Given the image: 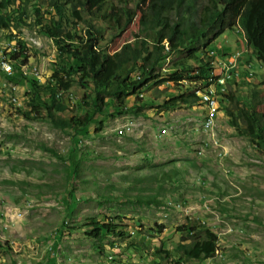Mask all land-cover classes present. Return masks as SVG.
Instances as JSON below:
<instances>
[{
    "label": "rangeland",
    "instance_id": "rangeland-1",
    "mask_svg": "<svg viewBox=\"0 0 264 264\" xmlns=\"http://www.w3.org/2000/svg\"><path fill=\"white\" fill-rule=\"evenodd\" d=\"M150 1L129 0L136 17L115 36L101 25L99 46L112 52L131 39ZM10 30L12 36L0 30V48L20 40L27 55L24 67L39 70L43 82L50 78L58 62L54 42L27 27ZM210 45L225 53L246 48L231 72L248 76L246 81H263L264 57L252 53L240 35L227 30ZM232 56L226 55V61ZM214 57L203 89L214 91V84L224 82L226 93L233 81L225 80L227 70ZM164 63L161 70L166 71L169 57ZM155 81L139 89V100L136 95L126 100L124 113L110 106L94 112L78 84L62 92L68 109L61 116L94 113L76 144L71 129H58L44 117L34 119L33 112L23 114L31 111L27 86L13 81V90L0 72V264H264V148L257 150L249 138L236 135L222 109L207 130L201 106L160 110L161 101L176 90ZM241 88L249 94L252 86ZM131 122L132 130L126 129ZM73 162H79V170L72 181ZM116 216L123 219V240L110 236L100 243L85 235L82 226L91 218ZM188 219L217 234L214 257L180 259L176 228ZM141 242L146 246L130 245ZM159 247L172 256L159 259L154 255Z\"/></svg>",
    "mask_w": 264,
    "mask_h": 264
},
{
    "label": "trees",
    "instance_id": "trees-1",
    "mask_svg": "<svg viewBox=\"0 0 264 264\" xmlns=\"http://www.w3.org/2000/svg\"><path fill=\"white\" fill-rule=\"evenodd\" d=\"M118 1L117 4L114 0H0V30L12 36V27H27L51 39L56 46L58 62L44 82L17 74L9 77L10 81L27 86L31 111L23 110V114L30 117L33 112L34 119L44 117L58 129H71L76 144L87 134L94 113L61 116L68 105L60 94L73 84L85 89L84 96L92 100L94 112L101 113L110 106L114 112L124 113L128 112L126 100L133 95L139 100L142 94L139 89L152 80H156V85L171 83L176 91L158 105L166 112L201 106L196 93L206 83L209 74L205 77L204 74L212 71L216 55L208 54L214 49L210 44L225 31H234L252 53L264 57V0H152L140 13L138 30L132 38L108 52L99 46L100 26L107 25L115 36L136 17V8L128 6L129 0ZM163 41L168 44L165 49ZM215 51L225 54L222 50ZM25 53L20 40L16 41V50L7 53L16 69L26 64ZM168 57L171 66L161 70ZM246 78L242 74L229 83L231 86L222 94L219 104L235 134L249 138L259 150L264 148V88L259 87L264 85V76L261 83ZM199 80L201 88H193ZM248 84L252 88L249 94H243L241 87ZM225 100L227 106L222 105ZM133 112L140 113L135 109ZM100 128L101 125L95 129ZM78 163H71L72 181L78 174ZM135 201L140 203L142 199ZM122 220L120 216L91 218L82 227L86 236L100 243L110 236L123 240L126 232L121 227ZM176 229L181 235L175 248L180 259L203 261L214 257L218 236L210 227L188 219ZM130 245L146 246L143 242ZM154 255L165 259L172 253L159 247Z\"/></svg>",
    "mask_w": 264,
    "mask_h": 264
},
{
    "label": "built area",
    "instance_id": "built-area-1",
    "mask_svg": "<svg viewBox=\"0 0 264 264\" xmlns=\"http://www.w3.org/2000/svg\"><path fill=\"white\" fill-rule=\"evenodd\" d=\"M16 43V42H15ZM164 44V49H165V44L166 41H163ZM40 45V44H37ZM1 49V63H0V72L6 76L7 80L11 82L12 84L10 85L13 90H17V86L13 85V81H10L9 77L14 75V74H19L20 76H29L32 77L39 82H43V77L41 75V72L37 70L35 67L33 69H28V67L20 66L19 69L15 68V65L13 62H8V55L7 53L10 52L11 50H16V44H11L8 43L7 47L5 48H0ZM213 53L216 54L218 62L219 63H225V68L227 70V75H231V69H236L235 68V60L239 56H244L243 53L247 51V49H241L237 50L234 53H225L221 54L214 49H211ZM170 54L168 53V56ZM226 55H233V62H226ZM249 65V64H248ZM241 70V69H240ZM210 70H208L205 74L204 77L210 74ZM186 83V82H185ZM193 88H201V80H199L195 87ZM226 86H224V82H219L218 84H214V97H204V106H201L203 109V118H205L206 123H210L211 118H218V114L220 111V104H219V97H222V94H225ZM143 96V95H142ZM201 96H202V91H201ZM205 104H212L213 105V113L212 114H205ZM129 124V130H132L133 122L128 123ZM118 130V129H116ZM198 154L202 153V149H199L197 151Z\"/></svg>",
    "mask_w": 264,
    "mask_h": 264
},
{
    "label": "bare ground",
    "instance_id": "bare-ground-1",
    "mask_svg": "<svg viewBox=\"0 0 264 264\" xmlns=\"http://www.w3.org/2000/svg\"><path fill=\"white\" fill-rule=\"evenodd\" d=\"M167 44V43H166ZM168 46V45H167ZM210 53V55L211 56H213V52L212 51H210L209 52ZM240 57V56H239ZM239 57H237V59L235 60V61H238L239 60ZM8 62H10V61H8ZM227 62V61H226ZM229 62H233V56L230 58V61ZM0 63H1V59H0ZM219 66L221 67V68H223L224 66H225V63H219ZM249 67H250V64H249ZM242 69V68H241ZM244 69H245V67H244ZM216 72H217V70H215ZM253 73V72H252ZM249 75H250V77H251V71H250V73H249ZM224 77H225V80L226 81H228V82H231V81H234V80H238V78L240 77V72L239 71H237V70H233L232 72H231V75H227V73H225L224 74ZM248 77V76H247ZM253 77V76H252ZM210 81H212V79L210 80ZM209 81V82H210ZM216 81L217 80H215V81H213L214 83H216ZM201 91H202V96H201ZM198 96H199V98L201 99V103H202V105H204V98H203V96L204 97H214V91H210V92H208L206 89H203V88H201L200 90H198L197 91V93H196ZM201 105V106H202ZM205 109H206V111L208 112L207 114H212L213 113V105L212 104H205ZM214 121H215V119L214 118H211V120H210V123H206L205 122V119H204V123H205V125H204V128L207 130V129H209L210 127H212V125L214 124ZM216 126V125H215ZM126 129H129V125H127V126H124ZM204 129V130H205Z\"/></svg>",
    "mask_w": 264,
    "mask_h": 264
}]
</instances>
